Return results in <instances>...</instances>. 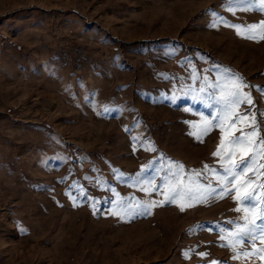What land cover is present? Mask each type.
Instances as JSON below:
<instances>
[{
    "label": "rangeland",
    "instance_id": "rangeland-1",
    "mask_svg": "<svg viewBox=\"0 0 264 264\" xmlns=\"http://www.w3.org/2000/svg\"><path fill=\"white\" fill-rule=\"evenodd\" d=\"M261 3L0 0V264H264L260 239L222 246L235 232L228 222H244L234 197L256 187L255 169L223 198L166 199L171 186L217 188L205 165L223 174L220 129L190 134L211 111L193 96H218L238 74L253 103L235 111L254 113L264 137V30L249 38ZM205 77L220 88L200 93ZM251 119L225 120V139ZM170 162L183 172L165 183ZM124 200L155 204L113 215Z\"/></svg>",
    "mask_w": 264,
    "mask_h": 264
},
{
    "label": "snow or ice",
    "instance_id": "snow-or-ice-1",
    "mask_svg": "<svg viewBox=\"0 0 264 264\" xmlns=\"http://www.w3.org/2000/svg\"><path fill=\"white\" fill-rule=\"evenodd\" d=\"M240 3H254L255 0H238ZM259 10L264 11V3H261ZM215 15L214 10L212 12ZM225 23H227L225 21ZM259 27L264 30V22H261L259 25L252 24L249 26V38L256 39L257 34L251 33V29H256ZM264 38V37H260ZM225 72H230V70L225 69ZM231 76L233 79L230 81V88L227 91H224L223 88L220 89V94L217 96L214 92H208L206 97L193 96V100L200 99L204 104V107L211 110L209 116H202L203 121L202 125L197 126L192 125L194 129L198 128V131L190 133L194 135L196 139L201 140L204 135H207L213 128H219L221 135V142L217 148V151L213 153L214 156L220 157V163L223 170V174L217 173L215 169L209 168L205 165L204 171L214 173L217 176L219 181L218 187H212L211 183L208 185H199L195 187L192 186H171L169 189L168 196L166 197L168 202H171L177 196L187 197L190 201L195 202H205L208 199L223 198V196L231 194L233 191V181H238L240 177L244 176L250 169H255L253 171V176L256 177V187L251 191L240 194L239 188H236V196L234 199L240 201L242 209L238 208L237 211H243L245 215L243 216V224L239 221H229V224L235 226V232L230 234L229 244L222 246H235L239 243L247 241L249 243L255 244L257 239H260L264 242V183H260V176L264 173L260 172L261 168H264V164L257 166V160L261 157H264V137L260 135V127L256 120V115L249 111L248 113L241 116L238 114L235 109L239 108L241 104L253 103L250 93L244 92L242 89L245 87H253L248 85L247 82L240 77L238 74L232 73ZM195 79V77H193ZM211 87L213 89L220 88V81L217 80L216 84L208 85L207 78H204V82L199 88L200 93H205V86ZM257 90L261 93H264V88L257 87ZM107 111V109L105 110ZM212 112H215L216 115H212ZM248 115L252 116L250 125V131L243 132L241 131L240 136H232L229 134V138L225 139L226 128L224 127L225 120L229 121V126H234L235 123L240 122L241 120L247 121ZM259 115L264 118V112L259 113ZM235 117V119H233ZM126 131H131V129H126ZM134 141H138V137H133ZM154 150V149H153ZM237 151H245L250 153V157L245 159L241 157L239 161H236L234 157L237 154ZM173 164V167L167 169L163 180L165 183H169V178L172 180H179L183 172V165H180L178 162H170ZM135 183H140V174H137L135 178ZM243 184H251L254 181L251 178L245 179ZM72 188L76 189L81 196H84L85 193L82 189L78 188L74 183ZM149 187L152 190H156L154 183L149 182ZM141 191H148V188H141ZM66 194L70 195L69 192ZM74 203L76 197H72ZM95 201H93V205ZM155 202L149 204L147 202L136 201L135 207L132 206L131 201L124 200L119 203L118 212H113V215H120L121 218L127 216L129 219L134 218L138 215H145L149 208L153 206ZM95 211V207L93 208ZM183 210V207H181ZM264 251V249H257L256 253ZM204 255V254H201ZM250 256L252 253H235V256ZM216 264V262H213ZM220 264H226V262H220Z\"/></svg>",
    "mask_w": 264,
    "mask_h": 264
}]
</instances>
